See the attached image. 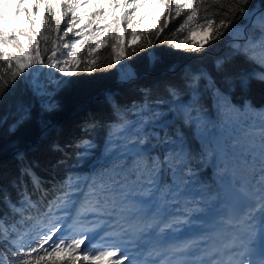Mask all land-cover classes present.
<instances>
[{
  "label": "snow or ice",
  "instance_id": "obj_1",
  "mask_svg": "<svg viewBox=\"0 0 264 264\" xmlns=\"http://www.w3.org/2000/svg\"><path fill=\"white\" fill-rule=\"evenodd\" d=\"M85 5L90 14L79 13ZM148 6L165 10L154 33L158 43L166 42L159 37L169 21L183 14L172 35L201 32L204 40L175 43L176 50L203 54L222 41L224 51L210 67L143 84V74L122 63L127 49L118 32L126 24V36H147L133 23L144 3L0 0V61L6 65L0 72H10L0 75V133L11 140L16 166L15 174L0 168V264H264V115L256 118L264 106H253L247 96L253 83L264 85V8L255 11L252 0H214L211 13L205 8L199 16L201 0ZM21 15L24 28L17 27ZM104 21L110 23L100 27ZM52 31L63 43L53 40L45 56L41 45ZM109 39L113 59L102 70L118 73L117 88L104 96L110 119L85 113L78 125L85 135L73 145L83 149L80 158L91 155L97 164L87 176L69 169L45 180L29 152H39L60 131L51 117L71 83L61 77L93 74L97 49ZM237 89L240 104L232 100ZM157 92L164 95L154 98ZM121 93L138 99L122 102ZM209 108L239 130L223 145L208 132ZM33 123L38 142L21 146L16 134ZM97 127L107 130L98 155L90 138ZM187 129L193 139L199 132L196 150ZM47 149L63 151L56 140ZM209 160L218 169L215 188L198 179ZM197 213L206 218L202 231L185 235Z\"/></svg>",
  "mask_w": 264,
  "mask_h": 264
},
{
  "label": "trees",
  "instance_id": "obj_2",
  "mask_svg": "<svg viewBox=\"0 0 264 264\" xmlns=\"http://www.w3.org/2000/svg\"><path fill=\"white\" fill-rule=\"evenodd\" d=\"M147 1L152 2L153 5L156 3V0ZM201 4L202 7L198 14L199 16L205 15V8L209 10L208 14L214 9V0H201ZM252 6L255 11L259 12L264 8V0H252ZM152 10L153 12L151 14H154L155 21L151 26L141 28L140 18L137 16L133 17L136 31L146 33V37H142L138 40L130 34L126 36L125 32H129L126 24L123 25L124 31L118 32L121 46L127 49L128 58L122 60V63L132 66L143 74L141 83L151 84L157 79H174L176 73L187 68L195 70L201 66L210 67L212 60L224 51L222 41L216 42L213 47H209L207 52L203 54L195 51L176 50L175 43H181L183 47V42L185 40L188 45H191L194 41L191 38L192 33L189 34L186 31L176 36L172 35V31H174L178 23L182 21L183 14L179 18H173L169 21V27L163 29L159 37L166 42L163 44L158 43L157 36L154 35V33L165 10L160 7H152ZM79 13L90 14L88 11H81ZM108 23H110V21H104L101 23L100 27H106ZM64 26L65 25L62 24V28ZM17 27H26L23 15L20 16ZM74 31H78V29L74 28ZM46 35L49 36V40L46 44L42 43L41 45L42 48L48 49V51L45 52V56L50 55L53 40H56L60 44L63 43V41L58 40V34L55 31L46 33ZM59 35H62V32ZM100 38H103V36ZM71 39L72 34L70 33L69 37H66L65 40L71 41ZM132 39L134 41H131ZM141 41H143V43H141ZM167 41H173V43L169 44ZM113 42L114 41L109 39L108 43L97 49L99 68L91 75L81 72L65 78L61 77V74L55 69H45V71L53 72L57 77L70 80L71 83H69L58 96L61 103V110L51 117L52 123L60 130L59 133L55 131L52 132L39 152H29L31 157L39 161L36 173L41 178L45 180L50 179L53 173L63 176L69 169L81 173L82 176H87L89 171L96 166L97 160L93 156L86 155L80 158V153L83 149L76 148L73 145L75 141L85 135L78 126L85 113L91 112L101 119H110L109 110L104 103V96L108 91L117 88L118 73L116 68H112L110 71L102 69H107L111 64L113 53L110 45ZM133 48L136 49L135 52L132 51ZM60 51L65 50L61 48ZM78 51L80 50L78 49ZM82 55L84 58H87L86 48L83 50ZM236 66L238 68L247 67V65L240 62H238ZM0 67L6 68L4 62L0 61ZM118 67L119 65H117V68ZM0 75L7 77L10 75V72H0ZM153 95L155 98L157 96H163L164 93L157 92ZM247 96L251 100L253 106H264V85L253 83L251 91L247 93ZM118 98L122 102L133 98L138 99V97H133L128 93H121ZM232 100L236 104L242 102V94L239 89L232 94ZM207 111H209L211 116V119L207 122L208 132H214L221 145H223L231 135L238 134V129H234L231 125L225 126L224 120L216 117L214 109L209 108ZM261 115L264 114H256L257 120ZM39 131V128L33 123L28 128L21 129L14 139H17L21 146L37 143L39 140ZM106 131L104 127H97L94 134L90 137L99 145L96 149L97 155L103 148ZM186 134L192 143L193 149H198L197 141L200 138L199 132L195 134L194 139L190 129L186 130ZM53 140L58 141L63 151L52 152L47 149V144L51 143ZM13 151L11 140L3 133H0V168L15 174L16 166L13 160ZM78 160L79 162H77ZM61 161H63V163H61ZM217 172L218 169L212 166L210 160L205 163L198 177V179L203 181L202 186L215 188L218 184ZM29 186L31 187V185ZM196 216L199 217V219L195 220L199 221H194L193 223L202 228L201 225L204 223L202 219L206 218L200 216L199 213H197Z\"/></svg>",
  "mask_w": 264,
  "mask_h": 264
},
{
  "label": "rangeland",
  "instance_id": "obj_3",
  "mask_svg": "<svg viewBox=\"0 0 264 264\" xmlns=\"http://www.w3.org/2000/svg\"><path fill=\"white\" fill-rule=\"evenodd\" d=\"M138 3H144L145 7L138 9L135 16L140 18V27H148L151 26L155 21L154 14H151L153 12L152 7H149L148 4H152V2L147 0H137ZM89 10V5H85L84 8L80 9L79 12L85 11L87 12ZM83 27V26H82ZM191 38L194 41H203L204 40V34L201 32H193L191 34ZM75 39H80V37H75ZM131 41H134L133 39ZM67 50H65L66 52ZM198 231H202L198 228H192V229H185L184 234L185 235H195Z\"/></svg>",
  "mask_w": 264,
  "mask_h": 264
}]
</instances>
